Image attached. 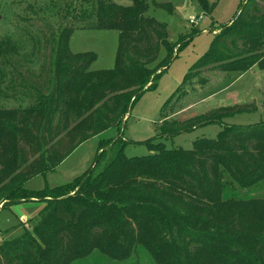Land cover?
I'll list each match as a JSON object with an SVG mask.
<instances>
[{
    "label": "trees",
    "instance_id": "trees-1",
    "mask_svg": "<svg viewBox=\"0 0 264 264\" xmlns=\"http://www.w3.org/2000/svg\"><path fill=\"white\" fill-rule=\"evenodd\" d=\"M85 1L94 6L93 16L86 9L72 14L70 23L44 39L51 52L47 69L5 73L6 89L23 94L27 104L0 106L1 208L26 201L42 205L28 228L0 242V264H79L93 250L123 260L139 246L155 264H264V197L224 196L231 184L245 190L264 179V119L226 122L232 107L220 106L160 125L154 137L141 142L147 154L127 157L126 113L144 89L156 86L174 53L166 23L147 11L152 5L172 13L173 5ZM196 1L206 12L213 7ZM86 21L87 27L117 31L112 68L92 69L94 52L70 51L75 24ZM218 29L186 79L205 67L264 70V0H243L233 19ZM161 49L165 55L157 62ZM10 53H16L11 40H0L5 64ZM1 67L0 62L3 74ZM7 93L0 90L1 97ZM212 123L220 126L216 136L198 138L190 149L168 148L161 141ZM109 129L115 137L101 140L92 166L71 183L24 187L81 142ZM106 152L105 165L95 172Z\"/></svg>",
    "mask_w": 264,
    "mask_h": 264
},
{
    "label": "rangeland",
    "instance_id": "rangeland-1",
    "mask_svg": "<svg viewBox=\"0 0 264 264\" xmlns=\"http://www.w3.org/2000/svg\"><path fill=\"white\" fill-rule=\"evenodd\" d=\"M112 1L122 5L132 3V0ZM155 1L170 2L173 5L172 13L150 5L147 14L166 23L168 40L174 44V53L156 77V86L144 89L125 116L122 136L130 142L125 145L124 154L127 157L145 155L148 148L141 142L154 137L160 125L166 126L173 121L182 122L220 106L232 107L226 122L246 124L264 119V70L253 66L238 73L205 67L190 78H185L192 64L207 50L212 36L219 31L221 25L233 19L243 0H207L209 5L213 4L209 12L204 11L196 0ZM84 9L93 16L94 6L85 0H0V40L9 38L16 47V53H10L7 57L8 64L0 59L4 67H1L3 74L0 71V90L8 92L9 96H0V106L22 107L27 104L23 94H13V91L6 89L9 75L5 73L12 68L24 74L28 70L38 72L41 67L47 69L51 52L50 44L45 38L64 24L70 23L72 14L80 13ZM86 24L87 21L83 25L75 24L77 28L73 30L68 42L70 51L94 52L96 57L91 63L92 69L112 68L117 47V31L87 27ZM164 55L165 51L161 49L156 61H160ZM146 87L147 85L144 86ZM163 111L167 115L161 119ZM219 129L218 124H207L161 138V141L168 148L190 149L194 140L214 138ZM115 135L116 131L109 129L81 142L55 167L28 179L24 187L41 190L71 183L92 166L101 140L110 141ZM108 157V152L102 155L95 172L103 168ZM224 196L264 197V179L245 190L231 184L226 188ZM1 205L0 242L21 234L24 226L28 228V219L36 215L42 203L26 201L4 208ZM76 262L155 264L149 253L140 246L134 254L123 260H116L93 250Z\"/></svg>",
    "mask_w": 264,
    "mask_h": 264
},
{
    "label": "water",
    "instance_id": "water-1",
    "mask_svg": "<svg viewBox=\"0 0 264 264\" xmlns=\"http://www.w3.org/2000/svg\"><path fill=\"white\" fill-rule=\"evenodd\" d=\"M127 113H128V112H127ZM127 113H126V114H127Z\"/></svg>",
    "mask_w": 264,
    "mask_h": 264
},
{
    "label": "built area",
    "instance_id": "built-area-1",
    "mask_svg": "<svg viewBox=\"0 0 264 264\" xmlns=\"http://www.w3.org/2000/svg\"><path fill=\"white\" fill-rule=\"evenodd\" d=\"M192 20V19H191Z\"/></svg>",
    "mask_w": 264,
    "mask_h": 264
}]
</instances>
